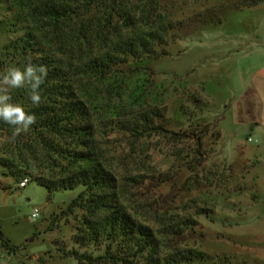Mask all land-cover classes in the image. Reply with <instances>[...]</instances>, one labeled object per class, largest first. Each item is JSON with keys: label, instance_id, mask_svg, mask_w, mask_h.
Here are the masks:
<instances>
[{"label": "rangeland", "instance_id": "374dc122", "mask_svg": "<svg viewBox=\"0 0 264 264\" xmlns=\"http://www.w3.org/2000/svg\"><path fill=\"white\" fill-rule=\"evenodd\" d=\"M238 3L162 0L169 16L182 25L166 47L170 55L144 61L132 82L148 91V102L157 111L154 124L177 136L138 139L108 122L101 127L107 164L119 179L125 206L157 232L164 255L178 256V264H264V135L250 127L237 129L232 110L237 92L264 75V2L253 7ZM30 29L11 0H0V73L10 67L23 70L32 61L33 53L20 49ZM223 33L230 39L252 38L239 48L224 47ZM27 90H10V102L26 105L21 94ZM202 131L208 134L200 158L188 137ZM19 136L0 130V158L17 159ZM199 160L201 166L192 171ZM255 167L260 180L254 185L242 181ZM80 191H59L49 200L36 181L29 178L21 189L0 166V264H79L58 249L73 247L82 212L66 210ZM238 209L248 215L236 214ZM257 213L262 215L254 227L236 226L237 218L252 219ZM188 251L198 258L186 261Z\"/></svg>", "mask_w": 264, "mask_h": 264}, {"label": "trees", "instance_id": "16d2710c", "mask_svg": "<svg viewBox=\"0 0 264 264\" xmlns=\"http://www.w3.org/2000/svg\"><path fill=\"white\" fill-rule=\"evenodd\" d=\"M238 1L242 7L264 2ZM11 2L31 28L20 49L33 53L31 62L46 66L48 76L39 105L31 103L28 90L21 94L27 101L22 107L37 120L17 139V159L0 158L5 175L19 183L31 178L48 191L49 200L56 192L81 188L67 206V213L82 215L73 247L58 249L63 256L79 264H178V256L164 255L157 232L125 206L100 133L108 122L138 139L177 136L154 124L157 111L148 91L132 80L144 61L170 55L166 47L182 23L169 16L162 0ZM0 130L14 128L0 120ZM207 134L188 137L200 158ZM216 137L218 142L220 132ZM41 165L45 169L39 172ZM199 166L200 160L192 171ZM183 256L188 262L198 258L193 251Z\"/></svg>", "mask_w": 264, "mask_h": 264}, {"label": "clouds", "instance_id": "9594fccd", "mask_svg": "<svg viewBox=\"0 0 264 264\" xmlns=\"http://www.w3.org/2000/svg\"><path fill=\"white\" fill-rule=\"evenodd\" d=\"M48 76V69L44 65H36L29 60L26 67H10L5 73H0V120L14 128L13 138L26 133L36 123V116L28 114L19 104L11 103L10 90L27 88L29 100L34 105L41 103V85Z\"/></svg>", "mask_w": 264, "mask_h": 264}, {"label": "crops", "instance_id": "0c3cea01", "mask_svg": "<svg viewBox=\"0 0 264 264\" xmlns=\"http://www.w3.org/2000/svg\"><path fill=\"white\" fill-rule=\"evenodd\" d=\"M232 36V35H231ZM230 36V38H231ZM229 35H226L223 33V46L227 47L230 44H232L234 47L239 48L243 45L244 40L248 41L251 40L252 37H246L240 36L238 38H228ZM260 39V38H259ZM256 37L255 40L258 41V44L261 43V41ZM224 40H230V41H224ZM257 45V44H256ZM226 62V59H223V65ZM228 67V66H227ZM232 67V66H231ZM229 68V67H228ZM237 70V68L235 69ZM227 72V71H226ZM259 79V80H258ZM256 78V81L250 86V88L244 92H237L238 97L235 99V103L233 105V112L235 116V125L236 128L238 127H250L253 128V132H258L260 136L263 137L264 131L262 130V127H264V75L263 77ZM255 127V129H254ZM237 128V129H238ZM236 129V132H237ZM232 133L231 137L236 139L237 133ZM250 135V134H249ZM224 136V134H223ZM252 139V138H248ZM249 142V141H248ZM253 142V140H252ZM251 143V142H250ZM261 157H258V160H260ZM256 167L253 168L252 172H250L249 175H246L243 178L242 181L244 182H250L252 185H254L255 182L260 180V174L257 171ZM247 216L246 210L242 213L239 211V209L236 211V214ZM261 213L253 214L252 219L246 218H237L236 226L240 228H245L246 226H252L254 227L256 224H258V220L260 219Z\"/></svg>", "mask_w": 264, "mask_h": 264}, {"label": "built area", "instance_id": "2783aa9c", "mask_svg": "<svg viewBox=\"0 0 264 264\" xmlns=\"http://www.w3.org/2000/svg\"><path fill=\"white\" fill-rule=\"evenodd\" d=\"M248 141H249V142H252V139H249ZM28 183H29V178H25V179H23V180L19 183V187H20L21 189L26 188L27 185H28ZM33 216H34V217H38V216H39V212L36 211V212L34 213Z\"/></svg>", "mask_w": 264, "mask_h": 264}, {"label": "water", "instance_id": "95a60500", "mask_svg": "<svg viewBox=\"0 0 264 264\" xmlns=\"http://www.w3.org/2000/svg\"><path fill=\"white\" fill-rule=\"evenodd\" d=\"M0 234H1V232H0Z\"/></svg>", "mask_w": 264, "mask_h": 264}]
</instances>
